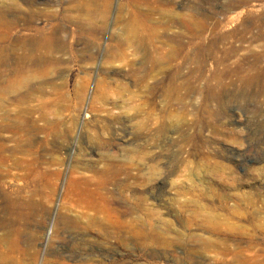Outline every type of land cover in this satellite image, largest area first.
Instances as JSON below:
<instances>
[{"label": "rangeland", "instance_id": "374dc122", "mask_svg": "<svg viewBox=\"0 0 264 264\" xmlns=\"http://www.w3.org/2000/svg\"><path fill=\"white\" fill-rule=\"evenodd\" d=\"M11 1L0 257L264 264V0ZM102 156L118 167L109 202L131 223L102 233L61 222L92 202L71 171L88 175ZM10 188L33 202L21 226L8 220ZM79 238L98 255L72 259Z\"/></svg>", "mask_w": 264, "mask_h": 264}, {"label": "bare ground", "instance_id": "6f19581e", "mask_svg": "<svg viewBox=\"0 0 264 264\" xmlns=\"http://www.w3.org/2000/svg\"><path fill=\"white\" fill-rule=\"evenodd\" d=\"M15 7L16 6L13 5L12 1L10 2V0H7V2L4 0H0V27L6 28L5 25L8 22L5 20L4 17L7 12H9ZM162 53L164 54L165 51H162ZM190 59H192V63L198 62V56ZM159 60L160 59L156 57L151 58V62L153 63V65H155V63H159ZM176 71H178L179 73L180 71L182 72V70L179 69ZM151 72V70H143V77L149 78L152 75ZM179 75H181V73ZM139 81L142 82V79H139ZM136 82H138V80ZM99 161L101 162V164L99 166H94L88 175L81 171H71V180L81 182V184H83L84 186L89 187V189L91 190L89 194L92 198V202L88 205L82 206L77 212V214L73 216H61L60 221L65 224L69 223L72 225L76 224L87 227L95 224L99 226L100 231L102 233H106L109 232L110 228L113 226L126 225L130 224L131 222H128L129 220L126 216L129 207H126L125 210H123L119 207L112 206L109 202L112 197V192L108 190L107 186L115 185L118 182V167L114 165L111 161H109V159L105 156H102ZM30 165V163H27L25 169L30 170ZM92 185H97V188L92 187ZM5 196L7 202V214L9 222L12 224L17 223L19 226H21V223H23V217L27 215L26 210L32 208L33 206L31 198H23V192L19 188H10L5 193ZM126 231V228H124L125 233ZM2 240H4V237L0 239L1 247L4 244ZM87 243L88 242H85V240L82 238H79L78 240H72L73 250L69 254V256H71L72 259L77 258L86 260L92 258V255H98L95 253L93 247H90ZM69 246L71 245L69 244ZM55 247L57 251L62 248L61 245H57ZM13 261L14 258L13 260H8L6 256L0 257V264H7L8 262L13 263Z\"/></svg>", "mask_w": 264, "mask_h": 264}]
</instances>
